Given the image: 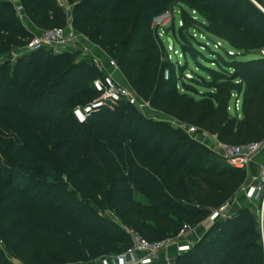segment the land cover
Here are the masks:
<instances>
[{
	"label": "trees",
	"instance_id": "1",
	"mask_svg": "<svg viewBox=\"0 0 264 264\" xmlns=\"http://www.w3.org/2000/svg\"><path fill=\"white\" fill-rule=\"evenodd\" d=\"M68 1L74 27L117 61L151 108L227 145L264 141V12L252 0ZM17 5L42 29L68 21L59 0H0V51L33 37ZM177 7L185 54L200 55L188 32L194 21L187 9L205 18L207 33L235 50L233 57L225 51L213 61H197L208 73L197 74L203 93L182 81L183 66L179 75L153 26L156 17ZM101 78L103 72L79 49L42 48L0 64V125L14 134L0 145L8 162L0 176V239L29 264L118 255L133 244L127 229L150 241L167 239L233 201L246 183L244 170L180 127L147 118L126 99L79 122L74 109L99 96L93 83ZM234 97H242L240 114L231 112ZM42 128L61 136L49 142ZM176 263L264 264L253 211L243 208L216 221Z\"/></svg>",
	"mask_w": 264,
	"mask_h": 264
},
{
	"label": "built area",
	"instance_id": "2",
	"mask_svg": "<svg viewBox=\"0 0 264 264\" xmlns=\"http://www.w3.org/2000/svg\"><path fill=\"white\" fill-rule=\"evenodd\" d=\"M59 2L69 16L66 25L45 29L35 34L27 45L26 54L42 48H49L58 52L81 50L80 45L82 46V44L72 22L73 7L69 6V2L66 0H59ZM17 10L21 19L24 20L26 16L23 12V7L17 5ZM173 13L174 11H167L154 19L153 26L158 30L159 36L162 30L169 27ZM83 54L85 55V53ZM100 60L99 57H93L92 62L90 61L103 72V78L97 79L93 83L99 96L85 106L78 105L75 107L74 114L79 122H86L91 115L102 109H114L122 99L128 100L140 111L146 106L150 107V104L141 98L130 86L118 84L111 74H109L108 68L119 70L116 60L109 58V66H104ZM164 76L165 78H169V72L166 71ZM175 121L172 125L180 127L191 138L203 143L211 150L215 152L223 151L229 157L230 164L242 170L248 171L256 156L264 149V141L250 142L242 145H227L219 141L215 135H211L196 126ZM242 188L245 191L247 200L254 204V206H256V203L259 206L253 213L263 235L264 242V164L258 170L248 173L246 183ZM233 201L214 209L208 217V225L212 226L220 219L230 218L232 216L230 209ZM131 233L133 239L132 246L118 255L102 257L101 264H151L165 250L173 251V255H164L162 261L165 264H177V257L192 249L195 242L191 238L197 236L199 232L196 225L186 224L181 230L182 240L179 242H170L168 240L150 241L136 231L132 230Z\"/></svg>",
	"mask_w": 264,
	"mask_h": 264
},
{
	"label": "rangeland",
	"instance_id": "3",
	"mask_svg": "<svg viewBox=\"0 0 264 264\" xmlns=\"http://www.w3.org/2000/svg\"><path fill=\"white\" fill-rule=\"evenodd\" d=\"M256 2H258V1H256ZM261 2L262 3H259V2L258 3L264 9V0H261ZM68 5L73 7V4L70 2ZM187 11H188L191 19H193V21H194L193 28H189L188 32L193 33V37L195 38L194 46L199 51L200 55L198 56V54H195L194 56H192L190 54H185V52L182 49L181 43H186V42L184 40H182V38L180 37V33H179L180 28L183 26V17H182L181 9L178 7L174 9L173 17H172V20L170 21L169 27H167L161 31L160 38L162 39V43L164 45V49H165V53L167 55V59L169 61L175 63V65H177V73L179 75L182 72L181 71L182 69L179 67V65L183 66L184 76H181L182 81L189 84L192 88H196L199 92L203 93L206 91V89L202 86L201 79L197 76V74L202 75L203 77H208V73L201 69V67L197 61L198 60L204 61V62L213 61L212 59L217 58L216 53H219L220 55L225 56V51L233 52L235 50L230 45H228L227 43L220 41L218 38L210 35L209 33H207L205 31V29L202 26V23L205 22V18L203 16L199 15L198 13H196L195 11L190 10V9H187ZM24 21L25 20H23V22ZM50 28H53V27H50ZM45 29H49V28H43V29L39 28L38 30L36 29L35 34H38ZM76 31L79 35V40L81 43L88 42L87 39H89V38L87 37V35L82 30H80L79 28H76ZM35 34L33 33V36ZM32 38L33 37H30V39L27 40L21 46H14L10 49L0 51V64L3 62H7V61H10V63L13 64L18 57L25 55L27 45L29 44V42ZM219 43L221 45H218ZM80 47H81L80 48L81 51L83 53H85V56H86L87 55L86 50H84L81 45H80ZM196 57H198L197 60H196ZM251 57H252V55H248L245 59H249ZM101 62H102V64H104V66H109V60L101 61ZM210 65L212 67H216V65L213 63H210ZM105 74H107V72H105ZM127 86H129V85H127ZM179 90L181 92H184L185 88L182 85H180ZM188 92H189V94L194 95L193 91H188ZM195 97L197 99L201 98L200 95H195ZM241 107H242V97H240L239 99L234 97V99L231 103V112L233 114H238V113L240 114L241 113ZM141 113L150 119H154V120H158V121H166V122L171 123V124H174L176 122L175 119H172V118L166 116L165 114H163L162 112L157 111V110H155L149 106L142 108ZM39 132L41 134H43L44 138L47 141L52 142V143L55 142L56 140H58L61 136L60 133H57L50 128H42L39 130ZM13 137H14V134L12 132L6 130L4 127H2L0 125V145L6 144ZM216 153L219 154L221 157H223L228 164H230L229 157L223 151H219ZM7 164H8L7 159H6L5 155L2 153V150H0V176H2L4 170L7 167ZM136 198L139 199L140 201L145 202V199L142 197L141 194H136ZM251 206L248 208L251 209V211H253V212H255L256 208L259 207L257 205V203H256V206H254V204L251 203ZM230 213H231V215H234V213L232 211ZM106 216L109 219L117 221V218L110 212H107ZM207 221H208V218H206L202 221H199L195 224L197 226L198 232H199L197 236H194L193 238H191V240L194 241L195 243L198 242L213 226V225L209 226ZM207 228H209V229H207ZM127 231H128V233H130V235L132 237V233H131L132 230L127 229ZM181 237H182V235L180 232L177 235L171 236V237H169L167 239H163V240H168L170 242H179L182 240ZM0 252L3 255V262H2L3 264H15V262H14L15 259L20 260L21 264H29L28 260L25 257L20 256L14 250V246L12 244L4 243L1 239H0ZM172 253H173V251H171V250L162 251L160 256L154 262L161 263L162 259L164 258V255H166V254L173 255ZM101 260H102V258H99V259L94 260V261L89 262V263L85 262V261H80L77 263H69V264H101Z\"/></svg>",
	"mask_w": 264,
	"mask_h": 264
},
{
	"label": "crops",
	"instance_id": "4",
	"mask_svg": "<svg viewBox=\"0 0 264 264\" xmlns=\"http://www.w3.org/2000/svg\"><path fill=\"white\" fill-rule=\"evenodd\" d=\"M68 2V0H66ZM24 24L28 30H30L32 33H36V29L38 30L40 27H38L32 19L25 17L24 18ZM88 42H83L82 48L86 50V54L88 55L89 62H92L93 57H99L101 61H107L109 60L108 55L98 46L93 44L89 39H87ZM90 62V63H91ZM109 74L121 85L127 86L128 81L124 77V75L121 73L120 70H115L108 68ZM264 164V149L261 153H259L256 158L254 159V162L251 164L250 169L246 171V175L248 176L249 172H254L259 169L261 165ZM251 206V203L247 200L245 196V191L243 188L237 193V195L234 198L233 204L231 206L230 212L232 211L234 214H236L239 210L243 208H248ZM252 207V206H251Z\"/></svg>",
	"mask_w": 264,
	"mask_h": 264
},
{
	"label": "water",
	"instance_id": "5",
	"mask_svg": "<svg viewBox=\"0 0 264 264\" xmlns=\"http://www.w3.org/2000/svg\"><path fill=\"white\" fill-rule=\"evenodd\" d=\"M20 0H12L13 3H19ZM263 12H264V9L263 7L258 3L256 2L255 0H252ZM218 45H221L220 43ZM262 54H264V51H261ZM226 55L229 56V57H233L234 56V53L233 52H230V51H226ZM15 264H21V261L18 260V259H15Z\"/></svg>",
	"mask_w": 264,
	"mask_h": 264
}]
</instances>
